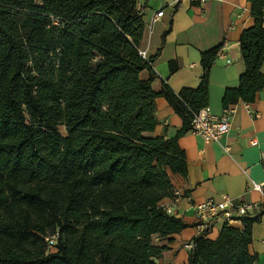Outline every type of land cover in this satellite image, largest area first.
Here are the masks:
<instances>
[{"label": "trees", "instance_id": "1", "mask_svg": "<svg viewBox=\"0 0 264 264\" xmlns=\"http://www.w3.org/2000/svg\"><path fill=\"white\" fill-rule=\"evenodd\" d=\"M247 1L245 71L224 109L264 89V0ZM142 18L138 0H0V264H157L166 249L152 237L186 228L159 203L173 197L168 173L187 175L178 139L207 106L222 46L201 53L197 88L155 93L138 50ZM157 97L182 120L172 139L149 135ZM260 207L242 230L224 224L216 240L195 237L186 264H252ZM53 236L47 252L39 243Z\"/></svg>", "mask_w": 264, "mask_h": 264}, {"label": "crops", "instance_id": "2", "mask_svg": "<svg viewBox=\"0 0 264 264\" xmlns=\"http://www.w3.org/2000/svg\"><path fill=\"white\" fill-rule=\"evenodd\" d=\"M143 7V31L139 53L150 61L154 73L151 88L159 93L164 84L172 91L195 89L200 84L201 53L221 45L208 76L207 108L221 117L222 99L226 90L235 89L245 71L239 40L244 30L254 24L247 0H138ZM162 10L163 15L154 20ZM264 26V21H263ZM170 63L175 64L171 72ZM264 76V63L260 68ZM141 81L150 79V71L139 74ZM156 127L149 135L172 139L182 128V120L166 100L154 101ZM227 108L230 130L217 142L207 143L188 132L179 137L178 145L184 151L187 164L185 177L168 173L177 201L166 197L159 205L171 211L186 228L168 238L152 237V245L165 248L156 259L157 264H186L189 249L184 244L196 237L195 206L208 199L223 197L235 204H247L249 211L242 218H254L261 211L262 194L252 189V183L264 181V89L257 92L252 103L238 102ZM242 218L228 226L242 230ZM224 223L219 220L206 236L216 240ZM248 252L256 257L252 264H264V213L252 224Z\"/></svg>", "mask_w": 264, "mask_h": 264}, {"label": "built area", "instance_id": "3", "mask_svg": "<svg viewBox=\"0 0 264 264\" xmlns=\"http://www.w3.org/2000/svg\"><path fill=\"white\" fill-rule=\"evenodd\" d=\"M199 1L204 2L205 0ZM162 15L163 11H158L154 16V20H157ZM142 57H144V54ZM231 112L232 110L226 108L224 109L223 115L218 118L212 115L209 108L205 107L199 112L192 114L190 132L197 135L204 142H217L222 137L226 136L230 130ZM252 189L260 192L264 201V181L260 183L253 182ZM177 194L178 192L174 193V197L171 198L172 201H177ZM164 209L169 214L171 213L169 209ZM248 211L249 206L247 204L235 205L227 197H223L220 201L208 199L205 202L195 206V213L197 217V222L195 226L196 237H206L212 230L214 224H216L219 220H221L224 224L229 225L232 222L238 220V218L244 217ZM46 240L48 241L49 247L53 248L55 236L47 238ZM184 247L186 249H190L192 247V243H186L184 244Z\"/></svg>", "mask_w": 264, "mask_h": 264}, {"label": "rangeland", "instance_id": "4", "mask_svg": "<svg viewBox=\"0 0 264 264\" xmlns=\"http://www.w3.org/2000/svg\"><path fill=\"white\" fill-rule=\"evenodd\" d=\"M58 130H59V132H60L61 135H65V129H64L63 126H59V127H58ZM45 242H46V240L44 239V241H43V242H40L39 245H40V246H43V247L46 246V251H47V252H54L55 249H53V248H49V247L47 246V243H45Z\"/></svg>", "mask_w": 264, "mask_h": 264}]
</instances>
